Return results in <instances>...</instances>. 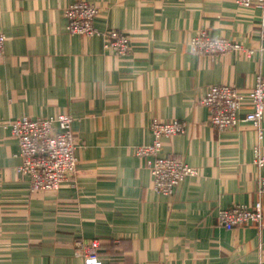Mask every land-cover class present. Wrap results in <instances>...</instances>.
<instances>
[{
    "label": "crops",
    "instance_id": "crops-1",
    "mask_svg": "<svg viewBox=\"0 0 264 264\" xmlns=\"http://www.w3.org/2000/svg\"><path fill=\"white\" fill-rule=\"evenodd\" d=\"M76 1L0 0V264H264V230L215 219L258 199L256 132L215 130L200 104L211 86L245 94L264 78V12L229 0H82L98 8V30L129 37L131 53L117 57L97 36L67 34L63 13ZM203 29L257 53L197 56L190 40ZM57 114L73 118L78 173L58 191L31 194L7 124ZM152 119L186 125L161 140V156L196 175L169 197L135 155L152 142ZM91 240L99 253L75 257L74 244Z\"/></svg>",
    "mask_w": 264,
    "mask_h": 264
},
{
    "label": "built area",
    "instance_id": "built-area-1",
    "mask_svg": "<svg viewBox=\"0 0 264 264\" xmlns=\"http://www.w3.org/2000/svg\"><path fill=\"white\" fill-rule=\"evenodd\" d=\"M241 8H257L264 12V0H229ZM98 8L86 1H76L64 10L66 32L70 36L85 38L99 37L103 48L110 49L117 57H125L131 53L130 39L123 32L113 28L98 30L96 19ZM260 41L264 42V15L257 29ZM5 36L0 32V59L3 56ZM190 46L197 56L215 60L219 57L236 53L247 59L253 58L256 51L245 49L241 45L222 37H212L205 29L199 30L191 38ZM264 46L258 52H263ZM250 102V112L240 114L242 103ZM200 104L208 112L207 123L211 128L225 131L247 124L257 135V143L253 149L252 164L258 171L264 169L262 146L264 140V78L255 76L253 85L247 93L238 92L234 86H211ZM73 118L65 115L31 120L21 118L7 124L11 137L17 142L18 157L21 160L17 167L19 176L28 183L31 194L58 191L65 183H74L78 173V161L75 156L77 144L73 134ZM152 142L146 146L135 148L138 158L149 160L154 189L163 196L173 195L175 189L185 179L193 177L196 172L182 159L161 156V140L182 134L186 125L181 121L163 122L152 119L149 123ZM257 201L252 206L238 205L216 212L217 226L232 230L254 226L264 230V177L258 176ZM74 256L88 258L99 253L98 240L86 244L77 241L74 244Z\"/></svg>",
    "mask_w": 264,
    "mask_h": 264
}]
</instances>
